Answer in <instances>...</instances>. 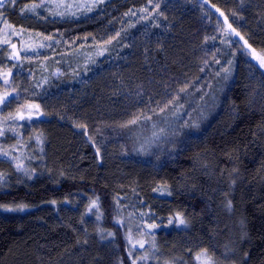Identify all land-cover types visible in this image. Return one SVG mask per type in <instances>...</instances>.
Masks as SVG:
<instances>
[{"label":"trees","instance_id":"1","mask_svg":"<svg viewBox=\"0 0 264 264\" xmlns=\"http://www.w3.org/2000/svg\"><path fill=\"white\" fill-rule=\"evenodd\" d=\"M151 1L110 0L96 14L103 19L50 29L26 24L17 12L10 18L33 30L93 37ZM202 21L224 34L214 53L230 81L222 94L211 91L218 105L204 109L166 152L133 154L132 134L142 124H122L157 110L181 88L175 106L210 97L195 92L209 82L200 51L210 47L195 39ZM131 28L113 38L108 56L81 83L64 76L78 95L70 109L55 96L56 107L26 127L28 141L15 145L30 157L1 147L9 155L0 157V205L24 210L0 208V264H194L201 254L221 264H264V69L246 54L248 45L264 54V0H184ZM130 87L144 91L136 104L122 98ZM143 205L172 223L143 233ZM131 231L144 237L143 250Z\"/></svg>","mask_w":264,"mask_h":264},{"label":"rangeland","instance_id":"2","mask_svg":"<svg viewBox=\"0 0 264 264\" xmlns=\"http://www.w3.org/2000/svg\"><path fill=\"white\" fill-rule=\"evenodd\" d=\"M109 1L40 0L27 6L25 14L30 18L38 20V22L47 24L48 29H50V26L54 25V23H78L87 19L89 20L96 16L102 9V6ZM175 3L183 4L184 0H152L147 6L134 10L129 17H122L124 21L115 23L114 28H112L111 22H107L103 25L102 33L98 36L83 38L67 36L58 30L47 32L45 30H28V28L24 27L23 29H18L4 18H0V44L5 46L11 40H16L22 57V65L15 68L16 76L11 81L8 80L7 85L4 84V78L2 77L8 71L0 70V95H4L5 91H7L12 95L17 92L16 96H18V99L11 106L6 109H0V131L4 133V135L0 136V151H3L1 147H7L12 152L11 148L13 147L14 152L21 149L22 153L25 151L30 157V153L23 149L25 147L15 145V143H19L20 141H28L27 136L24 135L26 127L42 119V114L46 108L54 109L57 101H59L56 99L57 97L61 99L66 109H70L73 106V100L78 95L77 91L74 92V90L70 89L72 88L69 84L70 82L63 81L64 76H71L73 78L71 84L81 83L86 75L89 74L90 66L95 65L99 60L108 56L109 45L113 41V38H118L120 35L126 37L127 31L131 27H137L145 21L151 20V16H154L162 6L166 4L173 6ZM32 5L42 6L36 7L35 11H28V8ZM89 7L91 8L90 11L87 10ZM96 18L98 20L103 19L101 15L96 16ZM208 23L209 21H202L200 23L195 39L201 42V45L207 42V45L210 47L206 48L205 44L202 51H200V56L202 57L201 69L209 77V82L206 83V87L209 90L204 85H201L196 87L195 92L205 93V96L210 94V97L208 96L209 98L206 101L205 97L198 98L197 103L194 100L190 102L186 100L188 105L184 104L186 103L184 100L182 107H180L181 104L179 103L177 106L174 104L169 105L163 113L159 111V108L164 106L161 104L157 107V110H148L147 113L141 114L139 117L142 118L140 119L142 125L137 128L138 131L135 130L132 134L136 139V148H131L133 154L134 152L142 151L144 156H150L158 152L159 154L166 152L175 140L178 141L181 136L195 128L200 121L198 117L203 115L204 112L202 111L204 109L215 108L218 105L216 96L222 94L223 89L229 83L230 70L217 60L218 55L214 53L216 44L223 41L224 34L218 30L212 32ZM65 33L68 34V32ZM141 34V31L136 34V40L139 39L138 42L142 40ZM5 40L8 43H4ZM225 69H228V71L226 72ZM161 75H165V73ZM212 76L216 78L215 81L218 83H212ZM151 82L153 83L152 80ZM125 90L129 94L123 93L122 98L134 104L138 103V95L144 93L140 87H130ZM212 90L216 92V96L211 92ZM63 91L69 94H66V97L65 95L61 96L60 94L64 93ZM182 93L184 92H178L177 95L181 98L184 96L181 95ZM36 105L39 107L36 108ZM195 112L196 115L193 116ZM18 113H23L25 118L19 119ZM30 113L31 118H29ZM14 116L17 118L13 119L12 117ZM145 116H151V120L145 121ZM161 129H163L162 132L160 131ZM153 133H156V135H153ZM99 143L101 144V142ZM17 158V160H20L22 157L18 156ZM137 210L138 223L140 224L141 231L145 234L156 230L162 223L166 222L169 225L172 223L171 219H165V222H162L161 218L145 205L138 207ZM135 233L137 234L135 235L133 231L130 233L131 238L135 239V244L137 245L135 248L143 250L144 247H140V243L146 245V241L143 239L144 237L137 236L140 232ZM149 249L153 253L156 247L150 245ZM205 259L208 260V264H221L215 262L209 254L196 255L194 264H204Z\"/></svg>","mask_w":264,"mask_h":264},{"label":"snow or ice","instance_id":"3","mask_svg":"<svg viewBox=\"0 0 264 264\" xmlns=\"http://www.w3.org/2000/svg\"><path fill=\"white\" fill-rule=\"evenodd\" d=\"M2 2H3V0H0V3H2ZM40 6H42V5H32L31 7L28 8V11H35V8L40 7ZM157 7H158V5H157ZM87 10L90 11L91 8L89 7ZM228 27H229V29H231L232 32H235V29H232L231 24H229ZM117 35H119V34H117ZM236 35H239V33H236ZM4 43H8V41L5 40ZM246 43L247 42L245 41V44ZM241 47H243V45ZM13 48H15V45H13ZM248 49H249V51H247L246 54L251 56L252 59L256 61L255 67H258L260 69H264V54H258L255 49L251 48V45H248ZM15 55L18 56L19 53H15ZM14 67H15V65H14ZM225 71L227 72L228 69H225ZM8 75H10V73L4 74V81L3 82L5 85H7V83H8V79H7ZM180 91L181 92L186 91V88H181ZM17 99H18V96H13L11 93H8L7 91H5L4 95H0V109H6L7 107L11 106V104L14 103ZM178 100H179L178 95L170 98L169 100H167L165 102L163 107L159 108V111L161 113H163L168 108L169 105L175 104V102ZM182 106L183 105H180V107H182ZM35 107L38 108L39 106L36 105ZM17 116L19 119L25 118L23 113H18ZM12 118L16 119L17 117L14 116ZM29 118H31V113L29 114ZM144 120L150 121L151 116L144 117ZM139 123H140V117L136 116L133 119H130L126 123L122 124L121 127L128 128V127L135 126ZM153 127H154V125H153ZM160 131L162 132L163 129H161ZM2 135H4V133H3V131H0V136H2ZM153 135H156V133H153ZM97 151H99V149H97ZM0 155L7 157L9 155V153L7 151H0ZM12 159L17 160L18 158L12 157ZM16 167L18 170H22V165H20L19 163H17ZM24 171H25V174H28L27 170H24ZM2 179H3V176H2V174H0V180H2ZM93 203L95 204V202H93ZM0 208H3L5 211H23L24 210V206H18L16 208H12V207H9L7 205H0ZM179 224H185V221L183 219H179ZM150 227H154V226H150ZM140 247H144L143 243H140ZM142 259H147V257L146 256L142 257ZM197 259H199V257H197ZM204 264H208L207 259H205Z\"/></svg>","mask_w":264,"mask_h":264},{"label":"flooded vegetation","instance_id":"4","mask_svg":"<svg viewBox=\"0 0 264 264\" xmlns=\"http://www.w3.org/2000/svg\"><path fill=\"white\" fill-rule=\"evenodd\" d=\"M38 1L40 0H3V2L0 3V18H4L10 24L16 26L18 29H23V27L28 28L23 24H16L12 22L10 18V13L12 12L11 14H15V12H17L16 14L17 18L19 20H22L23 22H26V24L38 23V20H35L34 18H30L25 14L26 13L25 8L30 4L37 3ZM28 30H33V29L28 28ZM13 45H15V48H13ZM15 53H19V55L17 56L15 55ZM21 65H22V57L19 52L18 42H16V40H11L5 46H2L0 44V70H5L8 71V73H10V75H8L7 77L9 81H11L12 78L16 76L15 68L20 67ZM2 78H4V76ZM13 95L16 96L17 92L14 93Z\"/></svg>","mask_w":264,"mask_h":264}]
</instances>
